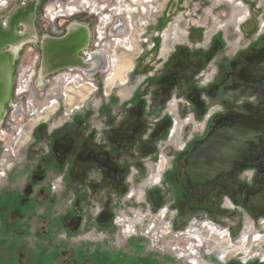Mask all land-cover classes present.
Here are the masks:
<instances>
[{
    "label": "rangeland",
    "instance_id": "1",
    "mask_svg": "<svg viewBox=\"0 0 264 264\" xmlns=\"http://www.w3.org/2000/svg\"><path fill=\"white\" fill-rule=\"evenodd\" d=\"M25 1L0 0V15ZM32 1L37 4L35 22L40 38L49 34L61 37L74 22L87 23L92 31L91 50L109 45L111 71L116 76L107 82L110 75L103 74L84 84L82 78L76 80L77 73L53 74L46 78L42 90L37 84L42 44L21 51L13 78L12 105L0 127V157L8 147L17 148L12 169L0 185V264H264V211L254 212L248 202V211L229 203L224 206V199L216 198L209 204L188 203L168 186L172 168L165 174L157 212L138 229L145 235L156 220L148 235L156 243L159 239L164 251H152L146 237H121L112 223L97 226L88 214L90 206L85 208V222L76 229L72 223L77 217L75 182L67 175L65 182L58 183L63 173L58 174L57 169L63 170L64 163L54 159L50 148L56 141L52 134L87 106H92V111L123 110L138 87L143 94L154 92L163 98L175 82L171 92L179 89L180 97L192 93L199 97L200 92L210 97L196 80L213 62L216 78L211 85L214 88H209L213 93L210 100L218 101L214 93L224 85L219 81L225 76L218 64L236 57L252 63V55L264 52V0H232L233 4L228 0H144L136 8L127 0ZM119 18L126 24L123 35L108 36L109 27ZM175 21H182L178 39L186 40L169 45L165 41ZM227 22H231L229 32L220 28ZM252 23L255 30L247 33ZM83 57L89 59L87 52ZM196 101L179 107V114H193L196 120L192 141L187 151L179 154L185 163L195 146L219 128V112L200 109ZM77 105L81 112L73 110ZM65 109L75 115L63 118ZM210 111L214 114L206 119ZM260 121L264 123V119ZM173 158L172 167L179 157ZM249 170L239 172L242 182H246ZM152 199L148 196L151 209ZM212 240L226 242L225 248L210 246Z\"/></svg>",
    "mask_w": 264,
    "mask_h": 264
},
{
    "label": "flooded vegetation",
    "instance_id": "2",
    "mask_svg": "<svg viewBox=\"0 0 264 264\" xmlns=\"http://www.w3.org/2000/svg\"><path fill=\"white\" fill-rule=\"evenodd\" d=\"M127 1L135 8L140 3L143 4L144 2V0H127ZM158 1L159 0H157V2ZM228 2H230V4H233L232 0H228ZM160 12L161 10H159L158 14ZM181 23L182 21H179V23L175 21L171 29L170 35L167 36L168 40H166L165 43H169V45H172L178 41H183V39L186 40V38L184 37H182V39H178V30L181 26ZM230 26H231V22H227L225 26L221 25L220 28L224 29L225 32H229ZM255 27H256L255 23L250 24L248 28H246L247 33H252L255 30ZM119 30H120L119 22L118 20H115V22L109 27L108 36L109 35L114 36V34H120L122 31ZM49 35L52 37H57L51 34ZM108 48L106 49L101 48L97 51L91 50V48H89L88 56L92 55L91 58H93L92 59L93 63L89 67L91 70H88L87 72L92 73L94 72L92 70H96L95 71L96 73L93 77L94 79L98 78L100 75L109 74L110 77L108 78L107 82H110L111 78L116 76V73L111 71L112 62H111V55H109L108 53L109 52ZM96 55H98L99 59L101 58V60L105 56L104 59L105 62L103 61L102 65ZM251 60L253 62L248 63L249 64L248 65L244 59L237 60L236 57L233 60L231 59L230 61H228L227 64H220V63L218 64L219 70H221L222 73L224 71L225 76L224 78H222V80L220 79L219 81L221 83L224 82V85L219 87L218 90H215L214 95L216 96V98H219V100L216 102L213 100L214 103H211L210 97H213V93H211L210 92L211 89H209L216 78L215 76L216 74L214 72L215 70H213L215 67L214 62L213 64L208 63L206 69L202 71V73L199 75V77L196 80L198 85L203 89H205V94L207 96H210L208 98L203 94V92H200L201 94L199 95V97L196 93L195 94L192 93L191 96L185 94L184 96L180 97L178 92L179 89L175 88L171 92L172 87L175 86V82H173L170 85V87L167 88L168 93H166L163 96L164 98V102L162 103L163 118L159 126H157L156 131H154V137L156 139L158 138L161 139L163 135L162 133H165V138L167 136L169 123H170L169 119H171L172 117L169 114L168 117L165 115L166 108L176 105L179 107L181 105L183 108V106L190 105V103L192 104V100H196V99H197L196 102L199 103V106L201 107L200 109L205 108L207 109V111L209 109H212L219 112L218 114V118L220 119L219 120L220 122L218 123L219 128H222L223 126H232L233 124L238 122H248V123L262 122L260 120L264 119V52L260 53L259 55L257 54L252 55ZM100 69H105V71L97 72ZM59 73H77L79 75L77 76L76 80L80 78L85 79L86 77L87 79L89 78L87 73L81 71L65 70V71H59L55 74H59ZM120 85L124 86L125 83H122ZM211 87L214 88V86ZM161 99L162 97L158 98L157 102H161ZM184 99L185 100L189 99V100L186 102ZM147 103H148V107L151 108V106H153V97L147 98ZM132 116L135 121L132 122L131 126L128 129L117 130L113 132L111 139V143L113 146L122 147L124 145H127V143L135 141L139 133H142V131L144 130V127L140 121L141 118L140 111L136 110L135 112L132 113ZM257 116H260L261 118L260 119L255 118ZM251 117H253V119ZM212 127L213 125H211V128ZM258 141L259 142L256 145L252 144L250 146L252 154H250L251 156L249 157L248 160H246L244 163H240L236 165L226 175L219 176L217 179L209 182V184L206 185H197V186L191 185L184 171L186 164L185 157H180L179 154H177L179 158L175 159L174 167H172L171 165V168L173 170L168 174V181H169L168 186H172L173 189L177 191V193L179 194L180 199L181 198L186 199L188 203L191 201L194 202L195 204L196 203L209 204L215 198L217 200L224 199L225 202L224 206H227V203H229L228 205L233 204L237 206H242L245 210L248 211L249 209L247 208V204H246V202H248V204H250L254 212L257 211L258 213H261L264 211V135H262V137ZM68 144L69 143L66 142L65 140L61 142H57L56 145L54 146L55 152L57 153L55 154L56 157H54V155L52 156L54 157V159L58 157L57 160L59 164L62 162L64 163V166L62 167L63 170H60V168L57 169V171L59 172L58 174L61 175V171L63 173L58 183L62 184L63 182H65L67 180V175L71 176V183L75 182L74 184L76 190L75 194L78 195V199L75 198V202H76L75 205L77 206L76 208L77 217H75L74 220H72V223L73 225H75L76 229L78 227H81L82 223L85 222V217H86L85 212L87 211L85 208H87L88 206L92 208L89 209L92 211V214H95V217L92 215V218L94 219L95 224L97 226L98 224L112 223L114 228L115 226L113 223V219H114V215H116V212L119 211L130 212V208L134 207L135 210H138V212L140 213L141 218L144 219V221H141L140 223H144L147 219L151 217V214L157 212L156 206L161 204L160 202V198L162 196L161 188H156L148 191L149 193L148 195L145 194L144 201L142 204H136V203L134 204L132 203L133 201H128L127 203H125L126 195L130 187H134L138 183L135 182L134 178H128V181L125 184V186L123 185V181H122L124 179L123 171L120 168V166L112 163V161L109 158L108 152H101V153L89 152L86 153L84 156L80 157L83 161H88V162L93 161L94 169L92 168L93 171L91 173L93 172L94 173L93 174L90 173L91 175L88 174L85 177L84 176L75 177L74 174L72 173L73 167H66L67 163H69L66 161L68 159V155L71 152V148ZM157 148L158 147H156L154 144L147 142L142 144L141 152L144 155H148L153 153L154 151L155 152L158 151ZM187 149L188 146L184 152H186ZM155 159H149L148 165L150 166L155 161ZM243 168L246 169L250 168L249 173L247 174L248 178L246 182H242L240 180V176L238 175L239 172L243 170ZM97 182H99L100 191L103 193V197L105 198H96L95 194H90V195L87 194L88 189L92 190L93 185L95 187L97 185L96 184ZM71 183H69V185ZM42 191L43 190H41V192ZM44 191L47 190L44 189ZM148 196L149 197L152 196V198H154V200L152 199L154 201L152 203V206L154 207L153 209H151V206L148 203ZM117 197L123 198L121 204L119 202L117 205L108 207V205H110L113 202V199L114 198L116 199ZM155 221L153 222V225L156 223ZM142 226L143 224L140 225V227ZM159 228H161V226ZM89 234H93L92 231L89 232ZM192 259H194V257H192ZM194 260L196 261V259Z\"/></svg>",
    "mask_w": 264,
    "mask_h": 264
},
{
    "label": "crops",
    "instance_id": "3",
    "mask_svg": "<svg viewBox=\"0 0 264 264\" xmlns=\"http://www.w3.org/2000/svg\"><path fill=\"white\" fill-rule=\"evenodd\" d=\"M156 89V88H155ZM194 92L197 89L193 88ZM219 96V94H218ZM153 97V106L148 107L147 98ZM158 96L154 92L144 93L140 87L135 88L131 97L126 100L123 110L108 109L102 113L99 111H92V106H87V109L68 125L58 128L56 132H52L54 139L57 142L65 140L68 142L71 152L68 155L66 167H73L72 173L77 177H82L90 174L93 171V161H83L80 157L89 152H108L109 158L113 164L120 166L123 171L124 179L123 185L128 181V178H134L136 183H140L146 175L149 159H155L157 151L144 155L141 152V146L144 143H151L158 147V144L165 138V133H162L161 139L154 137V131L159 126L163 118V105L164 98L161 102L158 101ZM135 103V104H134ZM139 110L141 113L140 121L144 127L142 133H139L136 140L122 147L113 146L111 143L112 134L117 130L128 129L133 119L132 113ZM55 142L52 141L50 148L55 152ZM51 148V150H52ZM71 160V161H70ZM93 168V169H92ZM94 173V172H93ZM91 173V174H93ZM90 174V175H91ZM93 189L87 191V194H95L96 198H105L100 191L99 182ZM110 187V186H109ZM112 190V189H111ZM123 201L122 197L113 199V202L108 205L114 206ZM89 215H93L90 210Z\"/></svg>",
    "mask_w": 264,
    "mask_h": 264
},
{
    "label": "bare ground",
    "instance_id": "4",
    "mask_svg": "<svg viewBox=\"0 0 264 264\" xmlns=\"http://www.w3.org/2000/svg\"><path fill=\"white\" fill-rule=\"evenodd\" d=\"M36 14H38L36 2L27 0L10 12L0 15V127L8 112V107L5 105L9 99L7 92L11 85L12 69L14 65L16 67V61L26 46H35L42 42L43 60L37 80V84L42 90L45 87L47 76L59 71H81L87 73L89 78L93 73H96V70H92L94 71L92 73L87 72L91 70L89 67L93 63L92 55L88 60L83 57V52L89 53L91 43L92 31L88 24L74 22L70 25L67 34L61 37L44 35L43 38H40L35 22ZM118 22L122 32L114 35H123L126 24L122 18H119ZM104 48H108V45L105 44ZM96 56L98 57V55ZM104 59L105 56L102 60L98 57L101 65ZM102 71L105 69H100L97 72ZM16 109L19 110L20 106H16ZM158 241L160 240L158 239ZM213 245L225 248L226 242L212 240L210 246Z\"/></svg>",
    "mask_w": 264,
    "mask_h": 264
},
{
    "label": "built area",
    "instance_id": "5",
    "mask_svg": "<svg viewBox=\"0 0 264 264\" xmlns=\"http://www.w3.org/2000/svg\"><path fill=\"white\" fill-rule=\"evenodd\" d=\"M90 77L91 78L88 79L87 77L85 79L82 78L80 81L84 84L94 82V75ZM77 107L78 105L75 106L73 110H76V112H81V110L78 109L79 107ZM168 114L172 118L169 119L170 123L166 138L158 144L157 158L150 166L148 165L145 178L136 186L130 187L126 195L125 203L128 201H134L136 204H142L146 192L152 189L161 188L164 184L165 174L171 169L174 159L173 157H175L177 154L183 153L189 143L192 141L193 129L196 124L195 116L190 113L179 114V106L177 105L166 108L165 115L168 117ZM212 114H214L212 111L208 112V115H206L205 118L210 119ZM73 115H75L74 112H68L66 109L63 112V118L71 119ZM16 157L17 148L15 146L8 147L5 150L3 156L0 157V185L5 182L8 173L12 169ZM163 211L165 212L166 216L167 210ZM141 219L142 218L138 210H135L132 213L119 211L116 212V215H114L113 223L120 236L125 239L135 237H140L144 240L146 238L150 239L148 234L153 225L148 226L145 235L139 233L138 229L140 225L144 224L140 223ZM150 241L149 242L151 244L152 250H155L154 248H156L159 252L165 250L164 246H160L151 239Z\"/></svg>",
    "mask_w": 264,
    "mask_h": 264
},
{
    "label": "water",
    "instance_id": "6",
    "mask_svg": "<svg viewBox=\"0 0 264 264\" xmlns=\"http://www.w3.org/2000/svg\"><path fill=\"white\" fill-rule=\"evenodd\" d=\"M42 48L41 45V50ZM14 73L15 65L11 73L10 89L7 92L9 98L5 105L7 107L12 105ZM262 135H264L263 122H238L213 131L209 139L195 146L186 159L184 171L191 185L209 184L219 176L226 175L236 165L244 163L252 154L250 146L256 145Z\"/></svg>",
    "mask_w": 264,
    "mask_h": 264
}]
</instances>
